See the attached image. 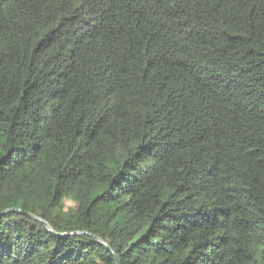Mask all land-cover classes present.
<instances>
[{
	"label": "trees",
	"instance_id": "trees-1",
	"mask_svg": "<svg viewBox=\"0 0 264 264\" xmlns=\"http://www.w3.org/2000/svg\"><path fill=\"white\" fill-rule=\"evenodd\" d=\"M117 262L264 264V0H0V264Z\"/></svg>",
	"mask_w": 264,
	"mask_h": 264
},
{
	"label": "water",
	"instance_id": "water-1",
	"mask_svg": "<svg viewBox=\"0 0 264 264\" xmlns=\"http://www.w3.org/2000/svg\"><path fill=\"white\" fill-rule=\"evenodd\" d=\"M18 210V209H17ZM28 215H30V216H32V217H35V216H33V215H31V214H28ZM38 220H40L50 231H53L52 230V228L45 222V221H42L41 219H39V218H37ZM96 238V240L97 241H99L101 244H104V245H106V243L102 240V239H100L99 237H95ZM116 264H118V262L116 263Z\"/></svg>",
	"mask_w": 264,
	"mask_h": 264
},
{
	"label": "rangeland",
	"instance_id": "rangeland-1",
	"mask_svg": "<svg viewBox=\"0 0 264 264\" xmlns=\"http://www.w3.org/2000/svg\"><path fill=\"white\" fill-rule=\"evenodd\" d=\"M66 204H67V205H72L70 202H67Z\"/></svg>",
	"mask_w": 264,
	"mask_h": 264
}]
</instances>
